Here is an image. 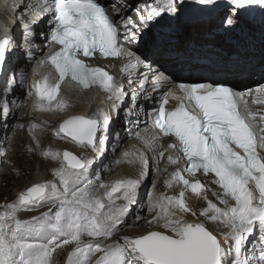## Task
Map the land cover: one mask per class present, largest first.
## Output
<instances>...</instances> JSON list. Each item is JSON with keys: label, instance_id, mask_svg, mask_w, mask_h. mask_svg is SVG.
<instances>
[{"label": "snow or ice", "instance_id": "1", "mask_svg": "<svg viewBox=\"0 0 264 264\" xmlns=\"http://www.w3.org/2000/svg\"><path fill=\"white\" fill-rule=\"evenodd\" d=\"M128 8L127 0H113L111 10L99 0H13V13L23 20L19 46L12 28L0 24V125L7 126L8 117L23 107V97H35L34 111L70 109L62 93L66 81L85 91L97 87L110 102L108 111L72 114L52 129L84 150L80 153L41 149L37 123L12 125L26 130L29 152L41 149L56 166L50 179L0 204V264H56L54 254L66 246L71 248L66 264H264V83L241 91L223 80L184 77L197 67L196 49L164 43L161 63L140 47L142 37L162 22L199 26L207 23L203 14L217 8L223 9L215 22L219 33L251 28L249 17L257 11L264 32V0H150L132 6L134 16ZM18 47L22 55L14 60ZM95 56L127 57L121 71L128 87L87 62ZM224 63L223 74L249 70L240 58ZM49 67L53 73L43 71ZM29 68L40 78L29 82ZM260 70L264 73V61ZM17 87L23 97L8 99ZM116 119H123L126 137L134 136L140 148L115 156L123 144L111 132ZM110 140L116 144L113 163L136 167L135 177L105 182L96 174L97 165L101 172L105 167ZM165 159L174 167L171 172L164 167V186L180 185V191L155 192L153 181L142 204L141 187L150 175H160ZM193 197L205 206L194 209ZM47 205L39 216L20 215ZM144 211L151 217L148 227L121 235L145 222Z\"/></svg>", "mask_w": 264, "mask_h": 264}, {"label": "bare ground", "instance_id": "2", "mask_svg": "<svg viewBox=\"0 0 264 264\" xmlns=\"http://www.w3.org/2000/svg\"><path fill=\"white\" fill-rule=\"evenodd\" d=\"M12 2L13 0H0V24L6 23L14 30L15 41L19 46L21 45V31L19 23L16 22L12 25L9 19L14 14L12 9ZM32 2H35V0H32ZM118 2L122 3L123 0H118ZM140 2H144V0H127V3L129 4L127 14L130 15V13L133 12L132 6L141 5ZM222 11L223 9H218L214 14L212 20L207 19L212 24L210 25V27H212V30H216V18L220 13H222ZM45 27V25H41V28ZM191 28L192 26L185 25L182 21H178L176 28H173L172 25H164L162 27L152 29L142 37L140 47L142 50L148 51L150 53H155V55L152 56L153 60H160L161 63H164L166 58L159 54L164 43L179 47H189L193 45L191 46V48L196 49L197 54L203 57L210 58L216 65L219 66V68L216 70V73H218L219 75H222L225 72L226 65L224 61L226 58L230 57L233 60L240 58L247 62L249 70L245 71L242 75H261V77H264V73H262L260 70L261 63L262 61H264V34H262L261 31L258 32L255 26L246 28L243 32H240L238 30L236 32L228 34L219 33L217 30L216 33H214L213 31H206V29H204V32H202L201 34L200 32H198V34L194 33L190 35L191 38H189L190 36L185 37V35L187 34V29L191 33ZM39 32L40 29L37 30V42L41 47H43V42L39 40ZM206 33H209L208 36L205 35ZM224 37L229 38V42H226L225 39H223ZM38 53L39 52L36 51L35 55H37ZM19 55H22V52L18 47L16 53L14 54V60L15 56ZM125 64L126 63L112 62L110 63V66L112 68V76L117 81L124 83L125 87L127 88L128 85L125 74L121 71ZM165 66L168 67V64L165 63ZM154 67H157V65H154ZM43 71L46 72L47 68L43 69ZM28 72L29 82H31L32 79L38 78V76L33 77L31 75V70L28 69ZM223 75L227 79L239 76L227 74ZM3 88L4 78L0 77V92L3 91ZM64 92V95L71 101L72 107L70 109L63 112L58 110L45 113L42 112L38 116H34L29 113V109H27L28 104L22 101L23 111H21V113L14 112L12 116H9L7 126L0 125V161H6V163L0 162V204L10 203L15 200L19 191L23 190L26 186L31 185L33 182H40L44 181L45 179L51 178L50 171L53 167L56 166V162L52 161L50 158L42 157L41 149L46 150L50 148L54 151H62L63 148L69 149V147H74L73 144L65 142L56 137L52 131V129L54 127H57L59 122H61L65 118V116L80 113L87 114L89 111H92L94 109L108 111L110 108V102L107 101L105 96L99 91L89 92L81 90L71 83H67ZM22 94V90L17 87L15 95L9 96L8 99L11 100L21 98ZM151 105L152 103L151 101H149L146 107L150 109ZM29 121L41 125V127L36 130V135L41 141V149H36L35 152L28 151L30 137L27 134L26 130L12 127V125H14L15 123H24L27 127ZM113 122L117 123L114 125L111 132H118L120 134V137L123 139V144L121 145V147L124 145V147H120L121 149H117V151L115 152V156H119L121 151L128 150L133 146L135 148L141 147L140 143L134 136L131 138L126 137V133L123 127V119H116ZM115 147V142L110 140V142L108 143V152L104 160L105 167L103 171H99V165H97V169L94 170L97 175H102V178L105 182L113 181L118 177H135L137 172L136 167L127 164L117 166L113 163L114 154L112 149ZM82 151L84 150H79V152ZM4 153H6V156L3 155ZM85 154L89 156L92 155L90 152H86ZM35 164H37L38 166L34 167ZM166 165V159L162 160L159 166L161 169L160 175H150L148 181L145 182L141 187L140 201L142 204L146 203L147 194L153 190V181L155 183V192H165L169 195L174 194L173 190L175 189V186L172 189L165 188L164 186V179L168 175V173L163 172V169ZM167 166L169 172H171L173 166ZM109 167L112 168L110 172L108 171ZM114 167L116 168L113 169ZM104 174L106 175L104 176ZM112 174L113 178L107 181V177H110V175ZM208 197L215 202V198L211 196V193L208 194ZM189 203L196 210H199L206 204L205 201L197 199L195 197H193L189 201ZM49 207L50 205H47L38 209L37 211L24 212L20 215L25 219H28L32 216H39L42 212L48 211ZM143 216L145 222L141 223L138 228H126L125 231L121 233V235L138 234L140 232H143L148 227L146 221L151 218L149 213L146 215V211L143 212ZM128 219L131 222L132 217L129 216ZM217 230L223 231V226H219ZM70 251V246H66L64 249H58L57 253L54 254L56 264H66L65 257ZM63 260H65V263L63 262Z\"/></svg>", "mask_w": 264, "mask_h": 264}, {"label": "rangeland", "instance_id": "3", "mask_svg": "<svg viewBox=\"0 0 264 264\" xmlns=\"http://www.w3.org/2000/svg\"><path fill=\"white\" fill-rule=\"evenodd\" d=\"M148 2H150V0H144V2L142 3V4H146V3H148ZM151 2H153L154 3V0H151ZM141 4V5H142ZM218 9H222V8H218ZM131 10V9H130ZM257 13V16H258V19H250L251 21H252V26H256L257 28V31L258 32H260L261 30L259 29V27L257 26V21H259V12L257 11L256 12ZM131 14H133V13H131ZM212 18L213 17H206L204 20L205 21H208L207 23H204V24H202V25H199V26H196V28L195 27H193L192 26V28H191V33L189 32V30L187 29V31H186V35H185V37H188V36H190V35H192V34H198V32H200V34L202 33V32H204V29H206V31H213L214 33H216V30H212V27H210V25H212L211 24V22L209 21L210 19L212 20ZM207 19H209V20H207ZM164 25H172V27L173 28H176L177 27V22H174V24L173 23H171V24H169V23H167V22H162L160 25H158V26H156V27H154L153 29H155V28H159V27H162V26H164ZM262 32V31H261ZM218 33V32H217ZM209 34V33H208ZM208 34L206 33L205 35L206 36H208ZM263 34V33H262ZM213 35V34H212ZM194 36V35H193ZM189 38H191V36L189 37ZM252 38V37H251ZM223 39H225V41L226 42H229V38H223ZM223 41V40H222ZM21 111H23V108L22 109H20L19 111H18V113H21ZM15 116V115H14ZM18 117H19V114H18ZM2 135V134H1ZM1 141V140H0ZM9 145V144H8ZM36 166H38L37 164H35L34 165V167H36ZM148 214V212L146 211V215ZM67 258V256L65 257V259ZM65 260H63V262H64ZM65 263V262H64Z\"/></svg>", "mask_w": 264, "mask_h": 264}, {"label": "water", "instance_id": "4", "mask_svg": "<svg viewBox=\"0 0 264 264\" xmlns=\"http://www.w3.org/2000/svg\"><path fill=\"white\" fill-rule=\"evenodd\" d=\"M221 1H223V0H221Z\"/></svg>", "mask_w": 264, "mask_h": 264}]
</instances>
